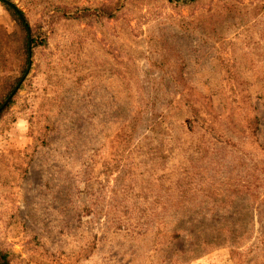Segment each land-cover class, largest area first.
Returning a JSON list of instances; mask_svg holds the SVG:
<instances>
[{
  "label": "rangeland",
  "instance_id": "obj_1",
  "mask_svg": "<svg viewBox=\"0 0 264 264\" xmlns=\"http://www.w3.org/2000/svg\"><path fill=\"white\" fill-rule=\"evenodd\" d=\"M16 1L46 43L34 50L28 79L0 119V246L18 255L15 262L264 264V0L177 8L130 0L118 18L93 23L52 13L42 4L48 0ZM0 25L13 28L1 6ZM176 85L210 88L218 102L243 98L256 107L257 130L232 139L243 126L222 116L207 133ZM144 102L167 120L170 152L162 143L161 160L134 165L130 155L139 161L143 145L122 153V169L110 171L117 132ZM145 130L140 137L153 135ZM139 212L154 217L142 235L111 219ZM160 224L163 236L180 233L155 251L145 235ZM87 236L97 244L83 256ZM30 237L49 256L28 251Z\"/></svg>",
  "mask_w": 264,
  "mask_h": 264
},
{
  "label": "trees",
  "instance_id": "obj_2",
  "mask_svg": "<svg viewBox=\"0 0 264 264\" xmlns=\"http://www.w3.org/2000/svg\"><path fill=\"white\" fill-rule=\"evenodd\" d=\"M40 2V0H35ZM85 2L73 1V0H48L42 3L49 9L52 13H58L60 16L65 18H71L78 20L83 23H93L97 21H103L104 19H116L121 13L125 11L126 6L130 3V0H113L111 2L84 0ZM169 5L177 7H185L188 5H194L201 0H165ZM0 6L9 14L11 21H13V28L10 30L1 27L0 25V119L3 115L9 111L10 107L16 101V96L21 90L25 81L28 79V74L32 69L33 61L32 56L34 50L38 46H42L46 43L45 33L39 26L32 25L23 10L19 2L16 0H0ZM49 12V11H47ZM257 17V16H255ZM40 29V30H39ZM264 37V34H263ZM262 38V35H260ZM264 59V54L261 55ZM264 81V80H262ZM191 87H180L176 85L174 87L175 93L179 95V101H183L184 105H187L191 110V113L195 115L196 118L202 120V125L206 132L213 133L215 128L222 125L221 118L225 120L226 124L231 127H236L238 124L243 126V134L231 135V138L242 137L247 134H253L259 126V116L257 114L256 107L250 102H243V98L236 99L234 103L224 102L222 100L217 101V98H213L215 91H194L195 97L191 99L190 95L193 94L190 91ZM238 92V90H237ZM239 94L245 95L243 89L239 90ZM220 95H224L221 92ZM198 101V102H197ZM247 105V106H246ZM246 106V107H245ZM202 113V116L200 115ZM237 114L239 116L235 117ZM167 120L162 117V111L155 107V103L144 102L135 105L129 121L122 127L119 128L117 136L119 138L116 148L113 149L111 156L116 154L113 165L110 163L108 166L109 170H116V172L122 169V153L128 152L127 156L133 151H138L143 145H146V150L139 161L136 160V156L130 155L132 163L137 165L139 163H146L148 161H159L161 160V145L162 143H167L164 135L167 134L168 128L164 126ZM47 128L48 125H45ZM145 128V131H149L151 134L155 135H145L143 138L139 135V129ZM41 142H44L41 139ZM172 143H167L162 150L170 152L169 146ZM215 149V148H214ZM210 146L205 145L204 153L201 155L202 160H206L209 156ZM130 153V154H129ZM1 157V155H0ZM108 161V160H107ZM195 166V165H194ZM188 166H185L186 168ZM135 176V175H134ZM194 177V172L190 174ZM181 186H185V190H189L191 183H184L183 179L180 180ZM119 224V230L123 227L125 228L126 223L134 224L135 233L142 235L146 233L147 229L144 228V224H151L154 217L151 219L144 213L139 214H129L124 215L117 214L112 216ZM134 222V223H133ZM145 231V232H144ZM165 233V232H164ZM180 230L175 228L170 231L168 236H163V228L161 224L151 233L150 236L145 235L149 249L155 251H160V249L165 248L174 239L179 237ZM30 241L25 244L28 247V251H38L39 254L44 257L47 254L45 249L37 246L38 241L35 237H30ZM165 239V240H164ZM142 243L144 242L141 240ZM165 241V242H164ZM97 242L94 238L87 236L86 243L82 245L79 249L83 256L89 254V250L95 247ZM63 252V251H62ZM175 253L173 252L172 255ZM231 254H238V250L231 249ZM47 256H49L47 254ZM15 257H18L15 252H13L8 247L0 246V264H20L15 262ZM77 260V259H76Z\"/></svg>",
  "mask_w": 264,
  "mask_h": 264
}]
</instances>
